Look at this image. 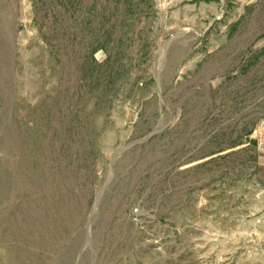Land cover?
Instances as JSON below:
<instances>
[{"label":"rangeland","instance_id":"1","mask_svg":"<svg viewBox=\"0 0 264 264\" xmlns=\"http://www.w3.org/2000/svg\"><path fill=\"white\" fill-rule=\"evenodd\" d=\"M0 264H264V0H0Z\"/></svg>","mask_w":264,"mask_h":264}]
</instances>
